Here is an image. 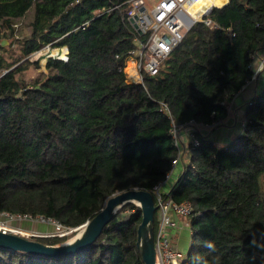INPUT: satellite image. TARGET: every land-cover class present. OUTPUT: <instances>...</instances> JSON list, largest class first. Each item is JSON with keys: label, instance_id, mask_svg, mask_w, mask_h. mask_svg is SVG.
Listing matches in <instances>:
<instances>
[{"label": "trees", "instance_id": "trees-1", "mask_svg": "<svg viewBox=\"0 0 264 264\" xmlns=\"http://www.w3.org/2000/svg\"><path fill=\"white\" fill-rule=\"evenodd\" d=\"M32 8L31 34L16 37L20 56L11 60L3 39L15 37ZM128 9L129 0H0V212L82 227L112 195L153 193L168 179L179 157L172 120L224 124L227 101L251 79L253 56L264 48V0L214 7L213 24L194 23L144 84L128 81L125 70L146 37ZM46 46L68 47L67 58L45 56L47 72L29 86L19 75L41 66L30 57ZM245 119L227 145L199 130V145L183 154L168 194L193 208L181 264H264V90L247 102ZM141 221L140 206L127 203L81 251L49 257L0 248V264H146ZM158 226L157 208L154 234ZM73 231L30 239L57 245Z\"/></svg>", "mask_w": 264, "mask_h": 264}, {"label": "built area", "instance_id": "built-area-1", "mask_svg": "<svg viewBox=\"0 0 264 264\" xmlns=\"http://www.w3.org/2000/svg\"><path fill=\"white\" fill-rule=\"evenodd\" d=\"M78 1L80 0H76V2ZM204 1L205 0H129V9L127 12L128 19L133 26L134 23L132 19H134L135 23L138 25V28L135 29L140 35L146 36L145 39L138 40V46L130 53L135 75V79L130 82L144 84L145 74H158L160 70L164 68L165 62L172 51L182 43L186 33L193 24L197 21H204L207 25H212V20L208 18V15L212 12L213 8L222 7L229 2V0H227L222 6L214 4L210 7L207 6L195 15L192 12L193 6ZM46 47L48 51L51 50L50 46ZM63 51L66 50L64 49ZM52 56H58V54ZM64 57L67 58V52H65ZM254 58H257L258 62L256 65H253V63L251 65L253 75L248 82L257 80L260 73L264 71V48L256 52L253 56V59ZM127 73L129 77L131 72L127 71ZM245 123L246 121L242 123L243 129ZM186 126H193L194 131L192 133H194L197 129L205 125L191 120ZM182 127L184 126L172 120L171 131L175 143L179 148V157L175 163L182 160L185 152L184 149H182V140L180 137ZM191 145H199V139L194 137L187 146L190 147ZM167 180L157 184L153 188V195L154 198H156L159 211V226L155 234L157 264H181L186 257L182 256V253L175 245L173 231L183 226L189 228V220L187 217L192 212L193 208L189 201L176 202L173 198L168 197L170 188L168 190L163 189ZM15 215L33 219L30 215L0 212V230L8 232L9 229L6 226L5 218H14ZM40 217L44 221L52 220L42 216ZM177 217L183 218V224L178 222ZM58 225L62 227L61 224L58 223ZM63 229L64 233H62V235H66L67 229L73 228H66L63 226Z\"/></svg>", "mask_w": 264, "mask_h": 264}, {"label": "water", "instance_id": "water-1", "mask_svg": "<svg viewBox=\"0 0 264 264\" xmlns=\"http://www.w3.org/2000/svg\"><path fill=\"white\" fill-rule=\"evenodd\" d=\"M135 28L138 25L132 19ZM141 32V30H140ZM5 40L2 42L4 45ZM68 54V47L64 48ZM135 203L142 209V221L138 227V247L146 264H157L154 220L157 211L154 195L143 189H129L112 195L105 206L71 239L61 244H46L24 235L0 230V248L25 251L33 255L49 257L63 256L81 251L92 245L103 232L104 227L114 218L120 208Z\"/></svg>", "mask_w": 264, "mask_h": 264}, {"label": "crops", "instance_id": "crops-1", "mask_svg": "<svg viewBox=\"0 0 264 264\" xmlns=\"http://www.w3.org/2000/svg\"><path fill=\"white\" fill-rule=\"evenodd\" d=\"M215 4V2L211 3ZM258 62L257 58L253 59V65H256ZM264 90V71L260 73V76L257 80L247 82L243 88L230 100L227 101V106L229 110V115L224 120V123L227 125H219L216 127L205 125L202 128L197 129V131H201L203 136L207 137L208 139L212 140L214 144H224L223 146L230 143L234 137L241 134L243 131L242 123L245 122V109L247 102L250 101L255 95L261 93ZM184 129V130H183ZM182 135L181 137L182 143L184 144L183 148L184 151H187L188 144L190 141L196 137V132L192 133L194 131L193 126H184L181 128ZM237 132V133H236ZM235 134V135H234ZM237 134V135H236ZM197 138V137H196ZM218 146V145H217ZM184 152V154H185ZM184 170V161L183 159L176 164L172 174L170 175L169 179L167 180L166 185H164V190H168L171 185L174 183L178 175ZM177 220L179 223L183 224V218L177 217ZM183 226V225H182ZM191 233L190 228L183 226L182 228L174 229L173 235H174V242L177 246V248L182 253V256L184 253L187 252L188 248L190 247L189 241V234L188 230Z\"/></svg>", "mask_w": 264, "mask_h": 264}, {"label": "rangeland", "instance_id": "rangeland-1", "mask_svg": "<svg viewBox=\"0 0 264 264\" xmlns=\"http://www.w3.org/2000/svg\"><path fill=\"white\" fill-rule=\"evenodd\" d=\"M214 5H217V4H214ZM33 13H34V8H32L27 13V15L25 17L17 20V23H16L17 24L16 25L17 32H16L15 37L3 39V41L5 40V43L3 46L7 48L6 54L9 56V58L11 60L13 59L11 57V54H14V57L20 56V48H19L18 42L16 41V37H18V36L23 37L24 34L29 36L31 34V31H32L31 22L33 19ZM64 48H51V50L48 51L47 47H44L42 50L34 53L33 55H31L30 60L34 61V62L37 60H40L41 66L36 67L35 65H31L27 70H25L23 73H21L19 75V78L24 79L26 82H28L29 86H31L32 82L36 78L40 77L43 72H45V73L47 72L46 66H45V64H46L45 56H52V55L58 54V57L65 58L64 55H65L66 51H63ZM130 69H131V67L128 69V71H130ZM128 80H129V78H128ZM222 125L226 126L227 124L224 123ZM213 127H216V126H213ZM183 130L180 131L181 137H183V135H182ZM181 145L183 148L184 144L182 142H181ZM217 145H218V147H221L224 144H217L216 143V146ZM5 223L9 229L8 232L21 234V235H24L28 238H30L33 235L47 236V235H62V233H64L63 226L61 227L60 225H58V223L56 221H54V220L44 221L41 219V217L30 219V218H25V217H19V215H15L14 218L13 217H11V218L6 217ZM82 228L83 227H78L75 229H67V234H69L73 230H75L73 232H75L74 234L76 235ZM188 234H189V241H188V245H189V242L191 241L192 233H190V231L188 230ZM189 248H188L187 252L184 253V255H187ZM183 257H185V256H183Z\"/></svg>", "mask_w": 264, "mask_h": 264}, {"label": "bare ground", "instance_id": "bare-ground-1", "mask_svg": "<svg viewBox=\"0 0 264 264\" xmlns=\"http://www.w3.org/2000/svg\"><path fill=\"white\" fill-rule=\"evenodd\" d=\"M211 3H212V0H205V1L202 2V3H200V4L196 5V6H193V8H192V12H193L195 15H197V14H198L200 11H202L205 7H207V6L210 7V6H211ZM217 6H219V5H217ZM128 66L131 67L130 71L127 70V67H128ZM126 70H127L128 72H131V75H130L128 78H129L130 81H133V80L135 79V75H134V68H133V62H132V60H129V61L127 62Z\"/></svg>", "mask_w": 264, "mask_h": 264}]
</instances>
